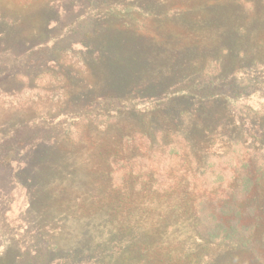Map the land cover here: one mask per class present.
I'll return each instance as SVG.
<instances>
[{"label":"rangeland","instance_id":"obj_1","mask_svg":"<svg viewBox=\"0 0 264 264\" xmlns=\"http://www.w3.org/2000/svg\"><path fill=\"white\" fill-rule=\"evenodd\" d=\"M0 16V158L18 136L43 140L18 151L19 161L29 155L22 170L14 157L0 161V264H161L167 252L173 264H264V222L254 248L200 240L193 225L137 251L133 232L119 234L117 198L108 204L109 163L127 128L173 97L194 94L180 101V120L209 90L238 99L225 120L262 148L264 119L242 113L264 112V0H0ZM217 128L200 138L216 140L202 163L228 148Z\"/></svg>","mask_w":264,"mask_h":264},{"label":"trees","instance_id":"obj_2","mask_svg":"<svg viewBox=\"0 0 264 264\" xmlns=\"http://www.w3.org/2000/svg\"><path fill=\"white\" fill-rule=\"evenodd\" d=\"M4 18L0 16V23ZM207 22L210 23V19ZM235 33H244V30L235 28ZM18 36V33L14 34L15 39ZM242 36H238L239 42ZM40 39L44 40V37ZM114 52L123 55L120 51ZM2 54L11 56L9 62L14 60L21 63L17 55L10 52ZM20 76L15 72L10 78ZM214 82L210 81V84ZM207 86H210L207 82L202 83V87ZM209 92L211 94L198 99L194 108L186 112L187 119L180 120L183 110L179 103L181 100L191 101L192 93L168 99L163 106L141 115L138 128L131 131L127 128L122 138V153L113 157L110 163L107 162L110 164V192L114 200L108 204L115 209L118 201L116 211L121 218L119 234L133 232L139 239L136 243L137 251L154 250L159 243L149 244V238L157 240L171 229V234L178 232L184 237L193 229V225L195 228L190 236L197 235L200 240L254 248V234L264 222V145L261 146L262 150L255 149L234 137L236 128H231L235 121L225 119L228 114L231 115L228 102L232 104L238 99L226 101L217 92ZM236 95L233 98H237ZM225 97L228 98L227 95ZM222 108L228 110L225 118ZM242 115L264 119L262 111H248ZM117 123L120 120L117 119ZM221 124L224 128L222 134L229 138L228 146H225L228 148L212 154L200 166L203 164L205 149L213 147L216 142L200 138L203 136L211 139L207 131L216 133ZM242 127L244 123L240 128L245 134ZM28 135L18 136L14 148L8 150L0 161L14 157L18 162L17 169H24L31 149L43 143L41 138L33 136L31 132L34 140ZM255 137L261 139V135L256 134ZM37 140L41 142L37 143ZM20 150L29 155H24L23 160L19 161ZM223 160L225 163L217 167ZM184 213L190 222L185 223L181 230ZM123 220L127 222L126 225ZM189 241L195 242L194 239ZM170 253L160 255L161 264H173L166 260Z\"/></svg>","mask_w":264,"mask_h":264}]
</instances>
